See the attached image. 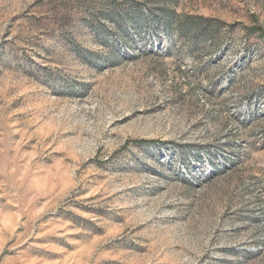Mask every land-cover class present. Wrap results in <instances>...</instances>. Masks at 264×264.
I'll use <instances>...</instances> for the list:
<instances>
[{
  "label": "rangeland",
  "instance_id": "rangeland-1",
  "mask_svg": "<svg viewBox=\"0 0 264 264\" xmlns=\"http://www.w3.org/2000/svg\"><path fill=\"white\" fill-rule=\"evenodd\" d=\"M0 264H264V0H0Z\"/></svg>",
  "mask_w": 264,
  "mask_h": 264
}]
</instances>
